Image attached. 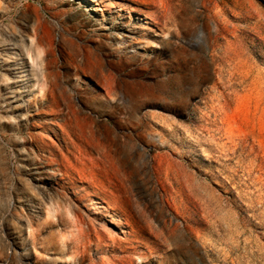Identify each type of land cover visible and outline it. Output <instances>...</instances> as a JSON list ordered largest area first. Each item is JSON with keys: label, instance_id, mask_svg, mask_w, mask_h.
I'll list each match as a JSON object with an SVG mask.
<instances>
[{"label": "rangeland", "instance_id": "obj_1", "mask_svg": "<svg viewBox=\"0 0 264 264\" xmlns=\"http://www.w3.org/2000/svg\"><path fill=\"white\" fill-rule=\"evenodd\" d=\"M0 56V264H264V0H0Z\"/></svg>", "mask_w": 264, "mask_h": 264}, {"label": "bare ground", "instance_id": "obj_2", "mask_svg": "<svg viewBox=\"0 0 264 264\" xmlns=\"http://www.w3.org/2000/svg\"><path fill=\"white\" fill-rule=\"evenodd\" d=\"M97 9V8H95ZM98 10V9H97ZM15 45L14 43H11ZM15 54V53H14ZM4 57L0 56V63H4L5 60H2ZM12 61V60H11ZM26 64L22 61L18 62L15 66H12V64L7 65L5 70L11 74V78L9 83L11 84L12 89L7 91L9 93L8 99H11L13 97H17L18 95L24 93V92H29L31 90L30 85H28L30 81V77H28L27 74V68ZM128 73V72H127ZM27 93H25L26 95ZM18 98H22L21 96ZM18 99L14 98L11 102H16ZM25 104H22L20 102L15 104L14 109L20 110L22 108H25Z\"/></svg>", "mask_w": 264, "mask_h": 264}]
</instances>
